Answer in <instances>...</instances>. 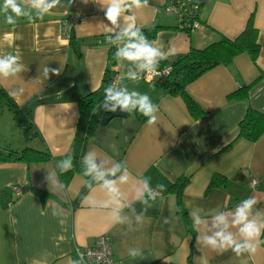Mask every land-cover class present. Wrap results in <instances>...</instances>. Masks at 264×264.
<instances>
[{
	"label": "crops",
	"instance_id": "0c3cea01",
	"mask_svg": "<svg viewBox=\"0 0 264 264\" xmlns=\"http://www.w3.org/2000/svg\"><path fill=\"white\" fill-rule=\"evenodd\" d=\"M171 1L148 0L146 8L127 9L118 27L107 21L101 0H61V6L43 19L36 17L30 0H19L33 19L21 17L15 25L7 24L0 14V56L18 55L23 65L16 77H0V85L28 113L51 154L49 161L38 163L0 161V264H69L79 258L77 249L92 246L102 234L108 235L119 264H264L262 243L254 255L240 257L231 250L217 253L203 239L197 244L198 236L211 237L224 228L213 227V216L219 213L227 217V231L238 234L231 214L242 200L255 198L257 204L249 218L264 220V133L254 141L236 137L248 107L264 114V0H207L199 8L201 27L192 32L178 29L175 19L164 12V5ZM69 14L82 17L70 31L80 53L63 36V22ZM251 14L258 31L255 61L246 53L239 54L187 85L189 95L204 110L200 117L190 115L181 97L164 93L143 78L135 65L117 59L112 66L113 88L147 94L158 106L156 123L139 122L133 110L114 114L102 124L106 96L90 112L80 111V99L98 89L107 66L105 36L121 34L130 22L129 15L140 28L162 27L149 41L168 55L165 60L173 61L190 48H202L222 36L234 39ZM125 42L118 40L116 48ZM45 67L61 69L60 74L50 72L44 78ZM129 70L141 78L128 80ZM242 86L247 88L244 98L231 96ZM10 126L0 128L4 137L14 130V121ZM27 145L24 141L16 150ZM68 155L82 159L92 155L105 172L121 166L115 177L108 178L115 179L120 189L124 224L111 221L115 205L101 207L109 200L101 182L93 180L79 198L84 177L73 173L63 185L59 164ZM122 175L128 177L123 184L119 182ZM214 176L219 180L211 185ZM183 177L187 182L181 206L193 235L178 211L176 195L168 191ZM251 180L256 184L251 185ZM145 181L157 190L163 185L162 195L147 199ZM13 187L21 194L16 195ZM33 187L65 203L41 200ZM138 190L143 193L140 198ZM53 212L58 215L54 217ZM190 212L203 221L196 230ZM257 212L262 215L255 216ZM141 213L143 218L137 221ZM129 250L142 256L132 258Z\"/></svg>",
	"mask_w": 264,
	"mask_h": 264
},
{
	"label": "clouds",
	"instance_id": "9594fccd",
	"mask_svg": "<svg viewBox=\"0 0 264 264\" xmlns=\"http://www.w3.org/2000/svg\"><path fill=\"white\" fill-rule=\"evenodd\" d=\"M72 0H70V3ZM87 0H85V3ZM102 4L106 5V19L110 22V25L114 27L119 26V21L122 16L125 15L127 9L136 8L142 9L148 7V0H128L127 4L122 3V0H101ZM30 6L32 9H36V17L43 19V17L51 12V10L61 6V0H30ZM0 14L5 16V21L9 25H15L17 19L21 17H27L29 20L33 19L31 12L26 11L19 0H2L0 3ZM129 23L125 27L121 34L118 35L111 43H116L118 40L126 38V42L122 46L117 47L115 53V59L118 61H126L136 66L141 74H153L157 72L159 63L161 60L167 59V56L159 47H154L148 38L143 34L140 27L135 23L133 16H128ZM20 56L11 53L0 56V77L10 78L16 77L21 71L23 65L20 63ZM61 69H49L44 68L43 76L48 78L49 73L59 75ZM141 74L138 75L136 71L129 70L127 72V78L130 81L136 82L141 78ZM106 103L103 104L104 108H109L111 112H116L119 107L126 113H132L133 110H138L140 114L147 118V124L153 125L157 121L158 106L155 105L151 98L147 94H142L135 90H129L127 87L120 88L119 90L109 86L106 89ZM72 158L68 157L66 160L60 162L59 166L62 172L70 171L72 168ZM86 164L85 175L92 177L93 180L101 182V187L106 190L109 200L101 204L103 209H108L111 205L115 207L111 210V221L114 224H124L125 218L120 214L123 208L121 202L120 189L117 186L115 179H109V176L115 177L118 172L121 171V166L117 165L109 172L102 171L98 168L92 155L84 157ZM126 171V169H125ZM128 180L127 175L119 177L121 184L126 183ZM144 188L147 191L148 197L155 200V195L152 189L148 186L147 181L144 183ZM158 190H163V185L157 186ZM143 193L138 190V198L142 197ZM142 203L147 204V200H141ZM95 201L92 204L95 205ZM257 204L255 198H248L242 200L232 213V226L238 228V234H233L227 231L228 220L223 213H219L213 216V227H219L224 225V228L216 231L211 237H197V244L199 245L201 239L204 244L209 246L213 251L222 254L231 250L235 256L240 257L244 254L254 255L258 247L264 241L261 240V236L264 235V220L258 222L257 219H250L253 215V208ZM151 207L152 205H148ZM145 212L147 209L144 210ZM58 213L53 212V216H57ZM144 213H141L136 217L137 221L142 220ZM193 219V228L196 230V225L201 224L203 221L201 217L194 213H189ZM262 214L257 212L255 216L260 217ZM63 223V220H61ZM129 255L132 258L142 256V253L137 254L133 250H129ZM69 264H82L80 257L75 260H70Z\"/></svg>",
	"mask_w": 264,
	"mask_h": 264
},
{
	"label": "trees",
	"instance_id": "16d2710c",
	"mask_svg": "<svg viewBox=\"0 0 264 264\" xmlns=\"http://www.w3.org/2000/svg\"><path fill=\"white\" fill-rule=\"evenodd\" d=\"M206 1L207 0H193L192 2L201 6V4ZM171 16L175 19L173 15ZM175 23L176 27L180 29L177 21ZM161 28V26L152 25L149 27L141 28V30L143 34L148 38V40H152L156 37L157 32ZM180 30L190 32L188 29L184 28ZM257 35L258 31L253 25V15L251 14L246 22L244 29L234 39H229L222 36L218 40L213 41L202 48H190L185 54L180 55L173 61H168L165 59L161 60L157 71H162L167 66H170V72L168 74H160L155 76L152 79V82L156 86H158L164 93L181 97L190 115L193 118H198L204 113V110L189 95V93L187 92V85L212 68L218 65L228 64L235 56L239 54L246 53L253 61H255L259 52ZM117 36L118 35L110 36L109 39H106L105 36V41L109 47L107 66L105 68L103 78L98 89L88 93L86 96L80 99V111L83 113L90 112L91 109L107 95L106 89L110 86L111 79L114 76L112 66H114L116 62V59L114 57L117 50L116 43H111V41L115 40ZM123 40H126V38ZM69 44L72 48L75 49L77 53H80L77 41L74 40L71 35H69ZM246 89V86H242L237 89L231 96L244 98L246 96ZM0 102H3L5 104L8 111L12 115V119L15 123L16 128L19 130L24 141L28 144L21 150L11 149L8 145L0 146L3 147L0 148V161H21L25 164L49 161L51 159V154L45 148L41 136L39 135V132L34 126L32 120L29 118L28 113L17 104L13 97H11L1 87V85ZM117 109V111L122 110L119 107ZM105 112L108 115L110 110L108 111L107 109H105L102 113ZM134 114L139 122H144L145 120H147V118L140 114L138 110H134ZM262 133H264V114L255 111L251 107H248L243 119L238 125L236 137H243L247 140L254 141ZM68 157L72 158V168L70 171L60 172L59 178L63 185H66L73 173H78L82 177H84L86 183L79 193V198L88 190L93 179L92 177L85 175L86 164L84 162V159L72 155L66 156V158ZM218 180L219 178L214 176L211 180V185L216 184ZM186 182V177L180 178L175 184L169 186L168 191L176 195V204L178 207V211L182 213L186 222V226L188 227L190 234L193 235L191 224L181 206V192ZM32 190L41 198V200L52 199L62 204L65 203L58 197L41 189L33 187ZM261 240L264 241V235L261 236Z\"/></svg>",
	"mask_w": 264,
	"mask_h": 264
},
{
	"label": "built area",
	"instance_id": "2783aa9c",
	"mask_svg": "<svg viewBox=\"0 0 264 264\" xmlns=\"http://www.w3.org/2000/svg\"><path fill=\"white\" fill-rule=\"evenodd\" d=\"M193 0H174L167 3L164 6V12L171 14L175 17L179 28L188 29L190 32L194 31L197 28L201 27V22L198 18L199 13V4L193 3ZM82 20V17L76 14H69L65 21L63 22L62 32L63 36L69 38L71 28L74 24L79 23ZM110 35H106V39H109ZM170 66H167L162 71H157L153 74H142L143 78L152 81V79L160 74H168L170 72ZM116 85V78L113 76L110 82V86L114 87ZM251 185H255L256 181L251 180ZM152 192L155 195V198L162 195V193L156 188H152ZM13 192L16 195H20L21 191L17 187L12 188ZM145 197L149 200H152L148 197L147 191ZM78 257L85 264H119L117 260L113 257L110 245L109 237L106 234L99 235L92 246L84 247L82 249H77L76 251Z\"/></svg>",
	"mask_w": 264,
	"mask_h": 264
},
{
	"label": "rangeland",
	"instance_id": "374dc122",
	"mask_svg": "<svg viewBox=\"0 0 264 264\" xmlns=\"http://www.w3.org/2000/svg\"><path fill=\"white\" fill-rule=\"evenodd\" d=\"M7 125H13L12 115L8 111L7 107L3 102H0V128L7 127ZM14 130L10 132V134L7 135V137H4L0 133V146H2L3 143H6L8 146H10L11 149L16 150V148H19V146L24 143V140L19 132V130L16 128V126H13ZM9 128V127H8ZM3 148V147H0Z\"/></svg>",
	"mask_w": 264,
	"mask_h": 264
},
{
	"label": "water",
	"instance_id": "95a60500",
	"mask_svg": "<svg viewBox=\"0 0 264 264\" xmlns=\"http://www.w3.org/2000/svg\"><path fill=\"white\" fill-rule=\"evenodd\" d=\"M114 114H116V115H121V116H122L124 113H123L122 110H119V111L114 112V113L110 111L108 115H107L106 112H105V113L102 114V117H101V123H102V124L106 123V122L109 120V118H110L111 116H113Z\"/></svg>",
	"mask_w": 264,
	"mask_h": 264
}]
</instances>
